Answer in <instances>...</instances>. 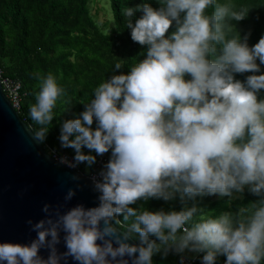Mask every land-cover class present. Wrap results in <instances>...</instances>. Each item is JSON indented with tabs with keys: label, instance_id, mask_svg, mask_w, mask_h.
<instances>
[{
	"label": "clouds",
	"instance_id": "clouds-1",
	"mask_svg": "<svg viewBox=\"0 0 264 264\" xmlns=\"http://www.w3.org/2000/svg\"><path fill=\"white\" fill-rule=\"evenodd\" d=\"M157 2L122 8L131 39L145 46L143 58L119 74L125 61L117 58L83 110L57 121L60 148L74 152L71 159L59 155V164L93 169L107 154L89 175L97 203L67 207L82 186L68 188L64 203H45L43 218L26 221L34 238L0 242V264H152L156 253L185 250L204 253L202 264H215L220 254L225 264H264V36L251 47L248 35L240 36L231 22L250 7L234 0ZM245 72L252 74L235 78ZM37 79L29 114L43 144L67 93L51 71ZM245 186L260 199L238 212L138 204L231 197Z\"/></svg>",
	"mask_w": 264,
	"mask_h": 264
},
{
	"label": "trees",
	"instance_id": "trees-1",
	"mask_svg": "<svg viewBox=\"0 0 264 264\" xmlns=\"http://www.w3.org/2000/svg\"><path fill=\"white\" fill-rule=\"evenodd\" d=\"M90 2L92 0H0V71L3 77L21 83L22 100L18 113L33 132L40 127L29 114L30 105L35 102V93L39 90L37 74L42 76L49 71L53 72L58 83L66 89L67 95L57 101L54 120L48 125L50 131L42 144L50 155L54 151L64 152L70 157L74 155L72 149L60 148L57 121L73 118L83 110V103L90 100L92 90L111 75L115 60L118 58L125 61L124 67L116 70L119 74L129 71L128 66L134 59L143 58L141 53L145 46L131 39V30L125 26L121 15L122 8H135L144 2L154 8L160 6L157 0H108L114 26L110 33H106L96 23ZM234 2L250 7L246 18L231 23L242 38L248 35L251 47L264 36V0ZM140 15V12H136L133 22ZM172 30L173 26H170L169 32ZM257 63H260L259 60ZM261 72H264V65H261ZM251 74L236 73L235 78L244 81ZM259 98H264V90H260ZM102 158L107 160V154ZM102 158H98V163L88 173L100 168ZM78 170L86 173L85 165H79ZM235 194L240 196L203 195L184 203L179 196L169 201L150 198L148 201H138V204H143L151 211H179L185 204L189 207L196 204L205 213L217 214L222 211L238 212L241 207L260 199L249 192L247 186L243 193ZM118 218L122 220V216ZM191 253L196 252L169 251L167 256L156 253L152 261L153 264H180L181 256H189ZM225 261L226 256L220 254L215 264H225Z\"/></svg>",
	"mask_w": 264,
	"mask_h": 264
},
{
	"label": "water",
	"instance_id": "water-1",
	"mask_svg": "<svg viewBox=\"0 0 264 264\" xmlns=\"http://www.w3.org/2000/svg\"><path fill=\"white\" fill-rule=\"evenodd\" d=\"M32 133L5 96L0 81V242L26 243L34 238L36 234L26 221L43 218L45 203H64L68 188L76 184L82 187L67 207L77 203L91 207L97 203L90 178L59 164ZM77 174L79 180H72ZM129 243L137 242L130 238ZM58 247L64 250L63 243ZM42 254L47 255L43 250Z\"/></svg>",
	"mask_w": 264,
	"mask_h": 264
},
{
	"label": "built area",
	"instance_id": "built-area-1",
	"mask_svg": "<svg viewBox=\"0 0 264 264\" xmlns=\"http://www.w3.org/2000/svg\"><path fill=\"white\" fill-rule=\"evenodd\" d=\"M0 81L2 85L3 92L7 99L10 101L12 106L19 111L20 109V103L22 100V95H21V83L18 80L12 79V78H7L2 76V71H0ZM61 154H65L64 152H52L51 156L57 160V157ZM67 155V154H66ZM69 159L72 157L68 156ZM105 161L104 158L101 159L99 163H103ZM78 172L83 173L85 176L89 177L91 174H95L96 171H92L90 173H85L80 170L75 169ZM202 256L203 253H191L189 256H185L184 264H202Z\"/></svg>",
	"mask_w": 264,
	"mask_h": 264
},
{
	"label": "rangeland",
	"instance_id": "rangeland-1",
	"mask_svg": "<svg viewBox=\"0 0 264 264\" xmlns=\"http://www.w3.org/2000/svg\"><path fill=\"white\" fill-rule=\"evenodd\" d=\"M90 7L91 13L100 29L106 33H110L114 26V20L112 19L108 0H92V2H90ZM85 171L88 173L89 169H85ZM239 196L240 194H235L233 195V198H237Z\"/></svg>",
	"mask_w": 264,
	"mask_h": 264
}]
</instances>
